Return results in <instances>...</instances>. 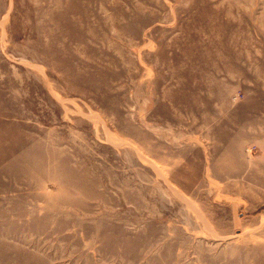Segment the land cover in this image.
<instances>
[{
    "label": "rangeland",
    "instance_id": "1",
    "mask_svg": "<svg viewBox=\"0 0 264 264\" xmlns=\"http://www.w3.org/2000/svg\"><path fill=\"white\" fill-rule=\"evenodd\" d=\"M0 264H264V0H0Z\"/></svg>",
    "mask_w": 264,
    "mask_h": 264
}]
</instances>
